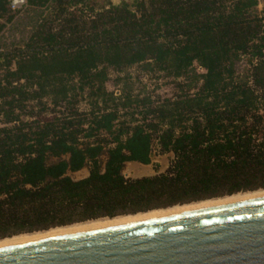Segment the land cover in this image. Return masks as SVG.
I'll use <instances>...</instances> for the list:
<instances>
[{
  "label": "trees",
  "instance_id": "trees-1",
  "mask_svg": "<svg viewBox=\"0 0 264 264\" xmlns=\"http://www.w3.org/2000/svg\"><path fill=\"white\" fill-rule=\"evenodd\" d=\"M85 1L27 0L53 19L0 52V239L264 189L259 0L123 1L93 17L76 9ZM8 5L0 0V32ZM134 66L172 78L178 93L114 97L108 71ZM85 90L88 115L74 109ZM43 100L68 113L35 119L28 104ZM154 146L172 155L167 169L126 178V163L153 164Z\"/></svg>",
  "mask_w": 264,
  "mask_h": 264
},
{
  "label": "water",
  "instance_id": "water-1",
  "mask_svg": "<svg viewBox=\"0 0 264 264\" xmlns=\"http://www.w3.org/2000/svg\"><path fill=\"white\" fill-rule=\"evenodd\" d=\"M0 264H264V196L3 245Z\"/></svg>",
  "mask_w": 264,
  "mask_h": 264
},
{
  "label": "rangeland",
  "instance_id": "rangeland-1",
  "mask_svg": "<svg viewBox=\"0 0 264 264\" xmlns=\"http://www.w3.org/2000/svg\"><path fill=\"white\" fill-rule=\"evenodd\" d=\"M125 1L131 9H134L133 3L135 0H86L83 5L78 6L76 9L83 10V13L87 17H93L95 13L101 11L104 8H108L109 5L117 6ZM260 6L256 8V11L259 15L264 14V0H259ZM76 14H78L77 10L74 8L71 9ZM12 12V11H11ZM8 15H12L13 19L10 23H6L4 29L0 32V52L8 53L19 48H22L27 42L28 38L33 34L36 28L39 25L46 24L47 19H53L52 11L47 8H34L30 6L23 7L17 12L9 13ZM7 16H4L0 22L4 23ZM57 23H54V26ZM249 68V64L247 62V58L243 57L239 61H237L234 65L235 72L238 76H242L246 73ZM198 71V69H197ZM2 75V69L0 68V78ZM109 80L105 84V88L108 92H112L114 97L119 98L121 95L123 96L125 93H130L131 96L137 97L138 99L150 98L152 102H160L165 98L174 97L178 93L176 83L172 78L165 77L163 73H154L144 71L141 66H134L129 69L124 70L123 72H115L112 70L108 71ZM177 82V81H176ZM76 102L74 103V109H77L80 113L89 114L90 111H93L94 108L92 106L93 99L87 97L88 91L85 90L83 93L77 92ZM42 103L45 104V108H43V104H36V102H32L28 104V110L32 109L34 113V117L37 120L48 121L53 117H60L61 113L67 114L68 111L63 107H54L50 104L49 100H43ZM140 110V109H139ZM123 113V112H121ZM135 117H140L136 115ZM154 157L153 164L144 166L138 163H126L123 169V174L126 178H140L145 176H152L156 174V172L162 173L164 172L172 159V155H164L157 156L156 155V147H153ZM104 160V158H102ZM74 180H79L87 176V168H84L82 171H79L75 174L70 175ZM262 194V195H259ZM264 195V189H258L256 191H248L241 192L237 194H233L230 196L217 197L212 199H206L202 201L190 202L182 205H174L171 207L153 209L146 212H138L136 214H127V215H119L114 218H99L96 220H88L83 222H77L66 226L49 228L47 230L34 231L30 233H20L16 235H12L10 237H5L0 239V246L13 244L15 242L27 241L30 240L35 235L47 234L50 232H58V231H82L88 230L95 227L97 224H111L115 222L123 221L130 222L133 219H144L148 216H155L156 214H164V213H172L177 212L179 209H187L197 208L205 206V203L215 204L217 205L220 202H228V200L232 198H244ZM228 199V200H227ZM194 205V206H193ZM190 206V207H189ZM185 207V208H184ZM173 209V210H172ZM193 210V209H192ZM183 212H187L186 210ZM176 214V213H174ZM136 217V218H135ZM127 220V221H126ZM136 221V220H135ZM120 223V224H121ZM92 226V227H91ZM30 237V238H29ZM42 237V236H40ZM34 237V238H40ZM28 238V239H26ZM33 239V238H32ZM12 240V241H11ZM12 243H7V242ZM2 243V244H1ZM6 243V244H3Z\"/></svg>",
  "mask_w": 264,
  "mask_h": 264
},
{
  "label": "bare ground",
  "instance_id": "bare-ground-1",
  "mask_svg": "<svg viewBox=\"0 0 264 264\" xmlns=\"http://www.w3.org/2000/svg\"><path fill=\"white\" fill-rule=\"evenodd\" d=\"M259 195H262V194H259ZM264 196V195H263ZM263 196H258V197H263ZM253 198H255V196H251V198H247V197H242V198H238V197H236V198H232V199H230V200H228V202L226 201V202H220V203H218L217 205H215V204H208V203H205V206H204V204H203V206H201L200 205V207H197V208H190L189 210H187V209H179V211H177V212H172V213H164V214H156L155 216H148V217H146V218H144V219H141V220H145V219H150V218H156V217H161V216H167V215H172V214H174V213H183V211H193V210H198V209H203V208H208V207H213V206H218V205H223V204H228V203H233V202H238V201H243V200H248V199H253ZM194 206V205H193ZM190 207V206H189ZM185 208V207H184ZM193 209V210H192ZM173 210V209H172ZM136 218V217H135ZM139 221L137 218L136 219H133L131 222H134V221ZM127 221V220H126ZM128 222H130V220H128ZM128 222H126V223H128ZM121 222H115V223H111V224H97V226H95V227H106V226H111V225H117V224H120ZM123 223H125V221H123ZM123 223H121V224H123ZM92 227V226H91ZM92 229H95V228H92ZM89 230V229H88ZM82 231H84V230H82ZM76 232H79V231H76ZM68 233H73V232H71V231H58V232H50V233H47V234H42V235H35V236H33L32 238H30V240H34V239H40V238H45V237H50V236H56V235H62V234H68ZM40 236H42V237H40ZM34 237H40V238H34ZM26 239H28V238H26ZM12 241V240H11ZM25 241V240H24ZM24 241H21L20 240V242H24ZM27 241H29V240H27ZM7 243H12V242H7ZM15 243H19V242H15ZM2 244V243H1ZM3 244H6V243H3ZM14 244V243H13ZM8 245V244H7ZM3 246V245H2Z\"/></svg>",
  "mask_w": 264,
  "mask_h": 264
},
{
  "label": "built area",
  "instance_id": "built-area-1",
  "mask_svg": "<svg viewBox=\"0 0 264 264\" xmlns=\"http://www.w3.org/2000/svg\"><path fill=\"white\" fill-rule=\"evenodd\" d=\"M27 4V0H9V10L12 12H17Z\"/></svg>",
  "mask_w": 264,
  "mask_h": 264
},
{
  "label": "crops",
  "instance_id": "crops-1",
  "mask_svg": "<svg viewBox=\"0 0 264 264\" xmlns=\"http://www.w3.org/2000/svg\"><path fill=\"white\" fill-rule=\"evenodd\" d=\"M258 5L260 6V4H258ZM259 6H258V7H259ZM151 166H152V165H151ZM81 171H82V170H81ZM87 174H88V173H87Z\"/></svg>",
  "mask_w": 264,
  "mask_h": 264
}]
</instances>
